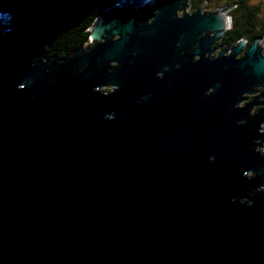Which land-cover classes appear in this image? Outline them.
Instances as JSON below:
<instances>
[{"label": "water", "instance_id": "95a60500", "mask_svg": "<svg viewBox=\"0 0 264 264\" xmlns=\"http://www.w3.org/2000/svg\"><path fill=\"white\" fill-rule=\"evenodd\" d=\"M189 2L118 3L61 63L0 14V264H264L262 48L213 59L225 14Z\"/></svg>", "mask_w": 264, "mask_h": 264}, {"label": "trees", "instance_id": "16d2710c", "mask_svg": "<svg viewBox=\"0 0 264 264\" xmlns=\"http://www.w3.org/2000/svg\"><path fill=\"white\" fill-rule=\"evenodd\" d=\"M38 1L0 0V14L5 21V28L10 31L13 38L15 37L14 39L19 40L9 41L7 45L12 56L17 60L27 62L42 59L61 63L73 59L80 49L90 50V27L104 9L118 3L122 5L123 0H45L43 3ZM134 1L123 2L124 5H128ZM257 13L252 5L247 7L246 28H254ZM25 20L40 23L39 25L45 24L48 28L46 27L41 33L27 30L25 34L20 33L17 36L14 22L24 23ZM262 20L264 28V14ZM240 24L235 23V28L239 29ZM245 33L246 36L249 35L248 45L263 39L262 34L258 36Z\"/></svg>", "mask_w": 264, "mask_h": 264}, {"label": "flooded vegetation", "instance_id": "af4514ba", "mask_svg": "<svg viewBox=\"0 0 264 264\" xmlns=\"http://www.w3.org/2000/svg\"><path fill=\"white\" fill-rule=\"evenodd\" d=\"M245 1L246 4H245ZM252 5L255 10L258 12L256 16V20L254 21V28H246V9L247 7H250ZM202 9V16H205L206 14L210 13H224L226 22L228 23V28L226 33L224 34L223 38L221 41L216 42L213 44L211 47L212 54L211 57L213 59L219 58L220 54L222 52L226 53V56H229L232 51L238 47V45L242 41H246L249 39V35L246 36L247 34L245 32H248V34L252 35H260L262 34L263 39L258 40L260 42V46L262 48V54L264 55V28L263 26V14H264V0H190L189 2V9L187 10L188 15H193L198 9ZM257 8V9H256ZM258 14H260L258 16ZM178 16L180 18L183 17V13H178ZM235 23L239 24V29L235 28ZM244 24V25H243ZM205 36V35H203ZM251 45L245 46L243 49L242 54L239 56V58H242L247 50L249 49ZM195 49H192L189 51V53H193ZM199 56L195 57L193 60H198ZM264 88H258L257 93L253 95H248L245 98V105H248L254 101H257L260 106H257L256 112L258 110V113L255 115L264 112V101H262L264 98H261L263 95ZM263 105V106H262ZM251 113V112H250Z\"/></svg>", "mask_w": 264, "mask_h": 264}, {"label": "rangeland", "instance_id": "374dc122", "mask_svg": "<svg viewBox=\"0 0 264 264\" xmlns=\"http://www.w3.org/2000/svg\"><path fill=\"white\" fill-rule=\"evenodd\" d=\"M123 1H125V0H123ZM123 1H122V5H124V3H125V2H123ZM43 2H45V0H39V1H38V3H43ZM253 2H255V0H253ZM91 3H92V2H91ZM91 3H90V4H91ZM115 5H116V4H115ZM72 6H74V5H72ZM91 6H92V5H91ZM109 8H112V7H109ZM109 8H108V9H109ZM106 9H107V8H106ZM106 9H104V10H106ZM104 10H103V11H104ZM9 33H10V31H9ZM10 34H11V33H10ZM89 45H92V44H91V41H89ZM0 51H1V50H0ZM198 59H200V57H199ZM262 101H264V99H263ZM256 108H257V106H254V107H252V109H251L250 116H251L252 118H254V117H255V114L257 113V112H256ZM259 133H260V134H264V125H261V126H260ZM261 146H262V147H261ZM261 146H259L258 149H259V151L263 154V153H264V143H261ZM263 155H264V154H263Z\"/></svg>", "mask_w": 264, "mask_h": 264}, {"label": "bare ground", "instance_id": "6f19581e", "mask_svg": "<svg viewBox=\"0 0 264 264\" xmlns=\"http://www.w3.org/2000/svg\"><path fill=\"white\" fill-rule=\"evenodd\" d=\"M264 154V153H263Z\"/></svg>", "mask_w": 264, "mask_h": 264}, {"label": "clouds", "instance_id": "9594fccd", "mask_svg": "<svg viewBox=\"0 0 264 264\" xmlns=\"http://www.w3.org/2000/svg\"><path fill=\"white\" fill-rule=\"evenodd\" d=\"M264 125V124H263Z\"/></svg>", "mask_w": 264, "mask_h": 264}]
</instances>
